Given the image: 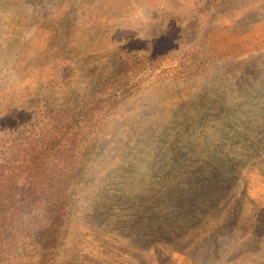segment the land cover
<instances>
[{
	"label": "rangeland",
	"instance_id": "obj_1",
	"mask_svg": "<svg viewBox=\"0 0 264 264\" xmlns=\"http://www.w3.org/2000/svg\"><path fill=\"white\" fill-rule=\"evenodd\" d=\"M132 60L167 71L86 128L67 188L18 178L62 209L0 226V264H264V0H0V99L33 116L0 121V167Z\"/></svg>",
	"mask_w": 264,
	"mask_h": 264
},
{
	"label": "trees",
	"instance_id": "obj_2",
	"mask_svg": "<svg viewBox=\"0 0 264 264\" xmlns=\"http://www.w3.org/2000/svg\"><path fill=\"white\" fill-rule=\"evenodd\" d=\"M166 71L167 68H162L161 61L154 65V62L147 64L146 61L142 63L139 60H132L130 64H123L113 78L106 79L98 86L95 98L86 102L68 103L63 120L60 122L53 120L52 126L46 128V132L41 133L42 136H37L34 126H26L25 131L29 134L25 137L24 153L19 158H11L0 167V212L6 215L0 226L4 228L11 226L16 232H23L25 235L34 232L39 240L46 238L54 229L55 220L52 218L58 215L62 208H40L33 204L26 206L23 202L17 203L18 178H30L37 184H45L50 179L51 183L53 178H50L46 171L52 167L55 168V179L67 188L70 175L77 166V156L73 147H79L85 139L83 134L86 128L95 119L107 114V109L119 99L126 98L143 88L146 78L150 81L164 75ZM7 97L0 99V106L6 110L0 121H8L7 123L14 126L16 122L21 124L22 120L17 121L20 115L21 119L25 117L26 121L33 119V116L30 118V115H26L27 110L22 101L12 94ZM38 233L42 236L39 237ZM27 237L24 238L28 239Z\"/></svg>",
	"mask_w": 264,
	"mask_h": 264
}]
</instances>
